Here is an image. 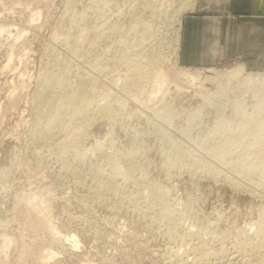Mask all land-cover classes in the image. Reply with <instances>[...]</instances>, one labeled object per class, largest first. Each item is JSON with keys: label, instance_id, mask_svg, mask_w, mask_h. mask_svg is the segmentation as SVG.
<instances>
[{"label": "rangeland", "instance_id": "rangeland-1", "mask_svg": "<svg viewBox=\"0 0 264 264\" xmlns=\"http://www.w3.org/2000/svg\"><path fill=\"white\" fill-rule=\"evenodd\" d=\"M185 3L0 0V264H264V76Z\"/></svg>", "mask_w": 264, "mask_h": 264}, {"label": "crops", "instance_id": "crops-1", "mask_svg": "<svg viewBox=\"0 0 264 264\" xmlns=\"http://www.w3.org/2000/svg\"><path fill=\"white\" fill-rule=\"evenodd\" d=\"M178 47L187 68L240 60L250 71L264 70V0H195Z\"/></svg>", "mask_w": 264, "mask_h": 264}, {"label": "bare ground", "instance_id": "bare-ground-1", "mask_svg": "<svg viewBox=\"0 0 264 264\" xmlns=\"http://www.w3.org/2000/svg\"><path fill=\"white\" fill-rule=\"evenodd\" d=\"M194 1L195 0H187V4H188V7L186 8V10H188V11H190V10H192L193 9V6H194ZM191 2V3H190ZM186 4V3H185ZM186 4V5H187ZM178 22H179V20H178ZM180 24H181V22L179 23V26H180ZM177 43H179L178 41H177ZM179 46V45H178ZM231 75H230V77L229 78H231V77H242L243 75H245V76H247V81H248V83L250 84V82H254L255 80H259V82H262L263 81V76H264V70H262V71H259V72H257L256 74H253L252 73V71H250V72H247L246 71V69L244 68V66L241 64V65H239V66H237V67H235V69L232 71V72H229ZM198 74L199 73H193V72H189V71H187V72H183V75H184V77H186L189 81H191V82H196L197 81V79H198ZM232 79V78H231ZM229 81V80H228ZM232 81V80H231ZM245 82V81H244ZM231 83V82H230ZM261 84V83H260ZM195 86V85H194ZM229 86H230V84H229ZM264 91V90H263ZM67 98V97H66ZM59 106V105H58ZM74 115V114H73ZM46 127V126H45ZM42 219V218H41ZM47 221H45L44 223H46ZM47 225H48V223H47ZM51 225H53V224H51ZM54 226V225H53ZM51 228H53V227H51ZM53 231V230H52ZM51 231V232H52ZM55 232V231H54ZM74 236V235H73ZM72 237V236H71ZM75 237V236H74ZM6 238V237H5ZM4 238V239H5ZM5 243V242H4ZM9 243H11L10 241L8 242V244ZM6 245V244H5ZM4 245V246H5ZM10 245V244H9ZM9 245H8V247H9ZM3 246V245H2ZM75 246H76V243H75ZM77 246H78V244H77ZM5 247H7V246H5ZM79 248V247H78ZM5 250V249H4ZM48 256V255H47ZM42 258V257H41ZM50 258V257H49ZM45 259V258H44Z\"/></svg>", "mask_w": 264, "mask_h": 264}]
</instances>
